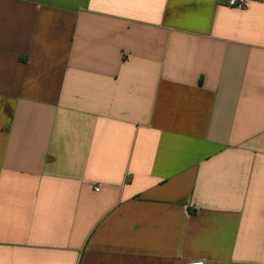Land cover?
<instances>
[{
    "label": "crops",
    "instance_id": "1",
    "mask_svg": "<svg viewBox=\"0 0 264 264\" xmlns=\"http://www.w3.org/2000/svg\"><path fill=\"white\" fill-rule=\"evenodd\" d=\"M264 264V0H0V264Z\"/></svg>",
    "mask_w": 264,
    "mask_h": 264
},
{
    "label": "built area",
    "instance_id": "2",
    "mask_svg": "<svg viewBox=\"0 0 264 264\" xmlns=\"http://www.w3.org/2000/svg\"><path fill=\"white\" fill-rule=\"evenodd\" d=\"M227 4L232 7L246 8L249 5V0H227ZM188 264H205L202 260L190 261Z\"/></svg>",
    "mask_w": 264,
    "mask_h": 264
}]
</instances>
